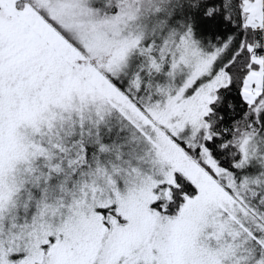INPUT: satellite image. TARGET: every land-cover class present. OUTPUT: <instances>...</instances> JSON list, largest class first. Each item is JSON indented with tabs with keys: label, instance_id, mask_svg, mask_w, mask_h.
Here are the masks:
<instances>
[{
	"label": "snow or ice",
	"instance_id": "obj_1",
	"mask_svg": "<svg viewBox=\"0 0 264 264\" xmlns=\"http://www.w3.org/2000/svg\"><path fill=\"white\" fill-rule=\"evenodd\" d=\"M0 264H264V0H0Z\"/></svg>",
	"mask_w": 264,
	"mask_h": 264
}]
</instances>
